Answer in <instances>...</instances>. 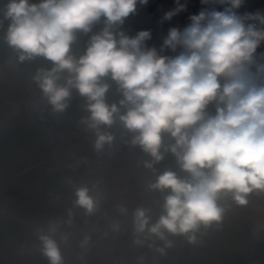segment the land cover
<instances>
[{
	"label": "clouds",
	"instance_id": "clouds-1",
	"mask_svg": "<svg viewBox=\"0 0 264 264\" xmlns=\"http://www.w3.org/2000/svg\"><path fill=\"white\" fill-rule=\"evenodd\" d=\"M200 3L205 7L189 16L186 27L169 28L159 51L146 43L151 30L135 36L122 30L125 20L148 0H8L0 19V26L9 21L5 39L20 62L36 57L52 62L50 69H38L33 79L54 111L68 107L73 88L87 99L90 115L81 123L95 130L97 151L114 141L100 126L111 127L118 118L133 133L131 145L151 157L144 162L146 168L155 173L164 148L187 174L165 171L149 184L150 189L168 194L164 214L155 223H150L145 209L135 210L138 245L146 232L164 241L165 247H171L166 233L194 242L201 226L222 220L225 209L218 203L222 195L231 194L237 204L245 205L249 194L264 193V52L257 53L264 42V19L240 14L244 0ZM186 10V0H175L161 23ZM101 23L84 54L71 55L76 33H92ZM167 50L173 54H165ZM64 72L68 75L61 85ZM106 77L118 85L123 97L119 104L106 101L110 87L103 82ZM165 133L173 144L164 146ZM75 195V204L87 215L97 210L99 201L87 187L78 188ZM112 227L118 230L119 224ZM50 232H56L55 225ZM39 239L50 264H63L53 236ZM89 239L85 237L82 246Z\"/></svg>",
	"mask_w": 264,
	"mask_h": 264
},
{
	"label": "crops",
	"instance_id": "crops-1",
	"mask_svg": "<svg viewBox=\"0 0 264 264\" xmlns=\"http://www.w3.org/2000/svg\"><path fill=\"white\" fill-rule=\"evenodd\" d=\"M156 1L148 0L147 5H138V13L130 15L122 26L125 34L134 20ZM166 1L170 8L175 7V0ZM186 2V11L170 21L161 23L160 18L148 29L151 30V39L147 41L150 45L160 48L169 28H183L190 23L189 16L198 13L199 0ZM7 3L8 0H0V19H3ZM181 3H185V0H181ZM262 6L261 0H250L238 11L240 14L248 12L256 15ZM8 24L9 21L4 20L0 26V56L11 61L14 67L18 53L5 39ZM102 27L101 23L94 26L92 33L77 32L70 54L76 58L83 55L91 35ZM26 64L33 78L38 69L47 70L53 66L52 62L43 57L26 60ZM67 75V72L62 73L58 83L63 85ZM103 82L110 86L106 94L107 103L119 104L123 97L117 90L116 82L108 77L103 78ZM45 100L47 104L44 102L41 107L33 108L26 103L15 102L0 88V164L23 153L38 150L42 144L56 138L60 131H70L87 140L96 141L95 130L81 123L90 113L86 110L87 99L80 96L75 88L71 89L68 107L62 112L54 111L47 97ZM210 111L214 112L212 106ZM100 131L114 136L112 144L106 146L151 158L140 146L131 145L133 133L124 128L118 118L111 127L101 125ZM163 143L169 146L174 140L165 133ZM161 151L163 161L177 160L170 151H164V148ZM52 166L58 167L45 183L42 194L31 201L33 203L24 220L13 216L9 209L0 207V259L19 257L20 250L42 248L39 237L44 234L52 235L58 246L64 242H77L78 228L88 225L90 229L86 228L85 232L92 234L93 241L97 239L107 242V248L117 254L120 250L133 254L132 257L128 254L123 256L129 258L128 263H134L137 258L139 264H264V193L249 194L245 205L237 204L231 194L222 195L218 201L225 209L222 220L209 227L201 226L195 232L194 242H189L184 235L166 233L171 247H165L164 241L155 236L148 237L146 232L139 237L144 241L143 244L138 245L135 243L137 236L133 225L135 210L145 209L151 218L150 223H155L164 214V197L168 194L167 191L150 189L149 184L155 183L157 176L165 171L176 172L181 177L186 176V173L180 168L163 169L157 166L154 167V173L144 165L128 162L122 164L119 158L112 159L102 152H93L82 146L56 157ZM80 187H87L89 194L99 201L97 210L91 215H87L83 208L75 204V192ZM121 207L126 209L125 213L119 211ZM117 223L118 230L112 227ZM53 225L56 226L54 234L50 232ZM96 232L103 235L95 237ZM157 248H163V254Z\"/></svg>",
	"mask_w": 264,
	"mask_h": 264
},
{
	"label": "rangeland",
	"instance_id": "rangeland-1",
	"mask_svg": "<svg viewBox=\"0 0 264 264\" xmlns=\"http://www.w3.org/2000/svg\"><path fill=\"white\" fill-rule=\"evenodd\" d=\"M6 59L0 56V83L12 95L21 100L28 101L26 104L33 108L41 107L44 102L47 104L43 92L40 91L41 89L26 66V60L20 62L18 59L19 62L17 61L13 67L10 64L11 61ZM4 94L8 96L5 92ZM85 140L87 139L70 131H60L56 138L52 139L49 143L42 144L38 150L23 153L13 160L0 164V207L3 206L9 209L13 216L24 220L27 210L31 208V204L33 203L31 201L36 196L42 194L46 186L45 183L58 167L52 166L53 159L68 150L78 148V146L89 149L88 146H91L90 144L95 145L94 141L87 140L88 142H85ZM106 156L117 159L109 154H106ZM119 160H121L122 164L128 162L144 165L143 162L131 159H128V161L125 159ZM34 203L42 202L35 201ZM83 227L84 233L81 228H78L77 242H64L60 244L61 246L59 245L63 264H139L137 258L134 259L136 260L134 263H128L129 258H123L126 254L132 257L133 254H130V252L123 253L120 250L117 254L114 253L113 249L107 248V242L97 239L93 241L94 237L92 234L85 232L88 225ZM89 229L87 228V230ZM101 235L103 233H95V237H101ZM85 237H89L90 239L87 244L82 246L81 242L84 241ZM41 249L20 250L19 257H5L0 259V264H50ZM34 252L36 254H33ZM135 253L137 254V250Z\"/></svg>",
	"mask_w": 264,
	"mask_h": 264
},
{
	"label": "built area",
	"instance_id": "built-area-1",
	"mask_svg": "<svg viewBox=\"0 0 264 264\" xmlns=\"http://www.w3.org/2000/svg\"><path fill=\"white\" fill-rule=\"evenodd\" d=\"M250 0H244V4H247ZM40 0H30V3H39ZM263 6L258 11V15L264 19V0H261ZM202 7H205L204 5H201L199 0L198 5V13L201 10ZM207 7H215L217 10H223V7L220 5H208ZM170 5L166 0H158L156 1L151 7H149L145 13H143L141 16L137 17L136 20H134V23L132 24L131 28L126 32V35L129 36H135V34L140 30H148L158 19L162 18L165 12L171 10ZM197 13V14H198ZM259 26V25H258ZM149 47H154L150 45L148 42H146ZM158 51L160 48L155 47ZM264 52V42H262L260 48L257 49V53ZM167 55H172L170 50H167Z\"/></svg>",
	"mask_w": 264,
	"mask_h": 264
},
{
	"label": "water",
	"instance_id": "water-1",
	"mask_svg": "<svg viewBox=\"0 0 264 264\" xmlns=\"http://www.w3.org/2000/svg\"><path fill=\"white\" fill-rule=\"evenodd\" d=\"M0 88L15 102L18 103H28V101L26 100H21L19 98H17L16 96L12 95L7 89L6 87H4L1 83H0ZM47 116V115H46ZM48 117V116H47ZM87 140H85L86 142ZM88 142V141H87ZM91 146H88V148L90 150H92L93 152H102V153H106L109 154L115 158H119V159H125L126 161H128V159L137 161V162H145V161H149L151 160V158L148 157H144V156H138L136 154L130 153V152H125L123 150H118L116 148L113 147H108V146H104L101 150L97 151L94 147V145L90 144ZM154 166H157L159 168H163V169H178L180 168L179 164L177 163V160L174 162H165L163 160H161L159 163H156Z\"/></svg>",
	"mask_w": 264,
	"mask_h": 264
}]
</instances>
